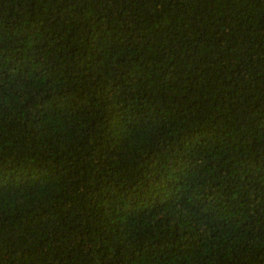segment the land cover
Here are the masks:
<instances>
[{
	"label": "trees",
	"instance_id": "trees-1",
	"mask_svg": "<svg viewBox=\"0 0 264 264\" xmlns=\"http://www.w3.org/2000/svg\"><path fill=\"white\" fill-rule=\"evenodd\" d=\"M0 264H264V0H0Z\"/></svg>",
	"mask_w": 264,
	"mask_h": 264
}]
</instances>
